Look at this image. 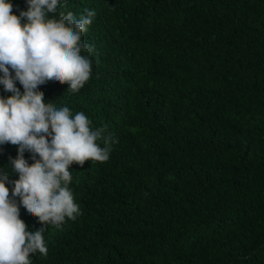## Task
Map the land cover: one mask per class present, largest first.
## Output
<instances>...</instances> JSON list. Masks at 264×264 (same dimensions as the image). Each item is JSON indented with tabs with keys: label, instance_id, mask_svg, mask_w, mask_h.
Returning a JSON list of instances; mask_svg holds the SVG:
<instances>
[{
	"label": "trees",
	"instance_id": "16d2710c",
	"mask_svg": "<svg viewBox=\"0 0 264 264\" xmlns=\"http://www.w3.org/2000/svg\"><path fill=\"white\" fill-rule=\"evenodd\" d=\"M85 8L89 81L38 90L117 142L107 161L71 165L82 214L49 225L31 264H264V0H66L55 15ZM17 155L0 144L10 196Z\"/></svg>",
	"mask_w": 264,
	"mask_h": 264
},
{
	"label": "clouds",
	"instance_id": "9594fccd",
	"mask_svg": "<svg viewBox=\"0 0 264 264\" xmlns=\"http://www.w3.org/2000/svg\"><path fill=\"white\" fill-rule=\"evenodd\" d=\"M26 3L27 10L17 16L10 0H0V84L12 93L0 97V144L18 146V155L10 162L19 175L12 181L10 196L8 173L0 174V264H31L30 254L36 253L47 257L48 226L59 228L66 218L75 221L82 214L69 187V168L73 163L83 167L89 160L107 161L117 142L111 133L104 135L106 126L93 128L83 112L73 115L67 106L45 103L38 90L54 80L67 84L68 92L75 94L89 81L94 46L84 43L82 35L95 11L85 8L78 17L71 11L60 12L56 18L66 0ZM25 151L32 154L33 163L24 158ZM19 205L38 218V230H27Z\"/></svg>",
	"mask_w": 264,
	"mask_h": 264
}]
</instances>
